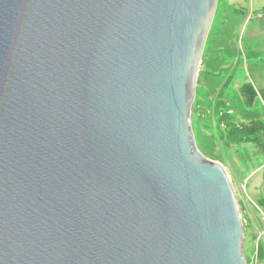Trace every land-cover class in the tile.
<instances>
[{
    "label": "water",
    "instance_id": "1",
    "mask_svg": "<svg viewBox=\"0 0 264 264\" xmlns=\"http://www.w3.org/2000/svg\"><path fill=\"white\" fill-rule=\"evenodd\" d=\"M219 0H0V264H245L191 107Z\"/></svg>",
    "mask_w": 264,
    "mask_h": 264
},
{
    "label": "rangeland",
    "instance_id": "2",
    "mask_svg": "<svg viewBox=\"0 0 264 264\" xmlns=\"http://www.w3.org/2000/svg\"><path fill=\"white\" fill-rule=\"evenodd\" d=\"M246 83L264 94V0H219L191 107L192 133L198 151L220 165L230 181L245 264H264V153L251 144L228 142L218 117L246 126L264 122L261 95L251 107L244 104L239 89Z\"/></svg>",
    "mask_w": 264,
    "mask_h": 264
},
{
    "label": "trees",
    "instance_id": "3",
    "mask_svg": "<svg viewBox=\"0 0 264 264\" xmlns=\"http://www.w3.org/2000/svg\"><path fill=\"white\" fill-rule=\"evenodd\" d=\"M239 91L243 98L244 104L248 107L252 106L258 94L264 99V94L262 91H256L255 88L249 83L242 85ZM229 112L230 110H227L226 114ZM218 117L219 125L223 126L228 142L233 144H251L256 149L264 153V122H253L246 126L236 124L235 122H230V117H227L226 121L225 115L223 114L219 115Z\"/></svg>",
    "mask_w": 264,
    "mask_h": 264
}]
</instances>
